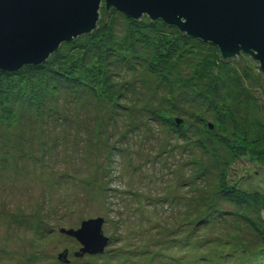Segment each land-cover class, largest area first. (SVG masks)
<instances>
[{"label":"rangeland","instance_id":"1","mask_svg":"<svg viewBox=\"0 0 264 264\" xmlns=\"http://www.w3.org/2000/svg\"><path fill=\"white\" fill-rule=\"evenodd\" d=\"M104 19L123 30L120 15ZM212 52L197 42L182 46L158 75L126 51L104 63L105 86L92 84L89 70L65 88L13 80L0 98V264H264L263 202L239 207L219 194L226 176L264 201V168L255 174L233 156L239 137L223 131L205 101L231 78L219 72L223 64L198 77ZM227 64L248 93L250 121L264 120L257 62L240 53ZM91 219L103 220L107 244L81 254L59 229Z\"/></svg>","mask_w":264,"mask_h":264},{"label":"water","instance_id":"2","mask_svg":"<svg viewBox=\"0 0 264 264\" xmlns=\"http://www.w3.org/2000/svg\"><path fill=\"white\" fill-rule=\"evenodd\" d=\"M101 5L134 20H160L212 44L226 59L250 55L264 78V0H0V71L40 65L61 44L91 33ZM102 222L91 219L59 233L74 238L81 254L101 253L107 244Z\"/></svg>","mask_w":264,"mask_h":264},{"label":"trees","instance_id":"3","mask_svg":"<svg viewBox=\"0 0 264 264\" xmlns=\"http://www.w3.org/2000/svg\"><path fill=\"white\" fill-rule=\"evenodd\" d=\"M110 9L105 7L101 9V18L97 22L94 31L73 39L71 42L63 43L44 63L37 66H26L12 73L0 71V93H4V95H0V98L3 96L6 98L12 93L14 90V79L21 80L20 83H22L26 82L22 81L23 78L29 79L31 82L35 81L36 78H44L54 87L58 84L65 88L66 86H72V84L64 83L66 81H76L75 84L82 83L79 80L81 79L79 73L88 70L90 73L93 72L92 84L97 86L98 82L105 86L107 81L104 77V63L121 57L126 51L134 54L138 53L140 60H143V62L146 60L150 72L161 75L169 69L172 64L171 60L179 58V55L182 54V46L184 48V46L190 45L192 42H197L210 47L213 51V57L206 63L208 67L205 65L200 71H195L198 77H200V73H205L206 70L216 67L217 64H223V66H220V73H222L221 70H227L231 75L230 81L224 84L223 90L219 92L211 90L210 99L205 101L211 108H216L218 111V123L222 126L223 131L226 133V130L229 131V128H231V133L239 137V143H233L237 147L236 149L232 147L233 156L237 160H244L254 165L255 174L259 172L260 168H264V120L259 118L260 121H250L251 118L248 113L251 108L247 106L248 93L244 91L240 81H238L239 74L235 71L233 72L234 69L227 64L233 58L226 59L222 57L218 48L212 44L202 43L200 40L188 37L177 28L168 26L160 20L151 21L144 16L134 20L114 9ZM113 14L120 15L125 22L123 30L120 32L113 27L112 21L108 25L107 20L104 19L106 15L110 16ZM120 33H123L122 38L119 37ZM138 46H141L140 50ZM67 52H75L79 57L71 61ZM90 59L98 63L92 65L89 62ZM126 61H128V58L121 60L122 63ZM84 63H88L90 67H85ZM92 67L93 70L91 69ZM257 71L261 79L264 80L258 66ZM44 79H42V82L47 83ZM217 79L218 77H215V85L217 84L216 81L222 80ZM212 86L213 83L212 85L210 83L208 87L212 88ZM87 87L89 86L87 85ZM16 92L19 91L17 90ZM236 121L239 122V125H236ZM169 124L171 127L175 125L174 121H169ZM216 136L220 137L219 141L221 144L227 140L223 132L221 134L218 131ZM225 178L226 176L219 178V194L226 198L229 203L239 207L246 203H255L254 206H258L259 203L263 202L262 205H264V201H261L258 197L259 192L239 189L235 181L228 184Z\"/></svg>","mask_w":264,"mask_h":264}]
</instances>
